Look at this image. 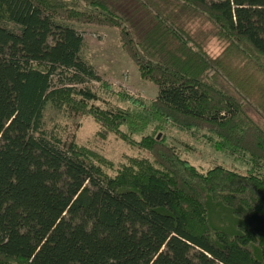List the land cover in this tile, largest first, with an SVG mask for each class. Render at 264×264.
Wrapping results in <instances>:
<instances>
[{
    "label": "trees",
    "instance_id": "1",
    "mask_svg": "<svg viewBox=\"0 0 264 264\" xmlns=\"http://www.w3.org/2000/svg\"><path fill=\"white\" fill-rule=\"evenodd\" d=\"M73 21L119 28L158 90L148 114L86 112L135 132L206 125L250 169L199 172L157 136L143 148L158 167L109 175L48 136V104L86 113L102 83ZM206 21L217 58L195 33ZM263 168L264 0H0V264H264Z\"/></svg>",
    "mask_w": 264,
    "mask_h": 264
},
{
    "label": "rangeland",
    "instance_id": "2",
    "mask_svg": "<svg viewBox=\"0 0 264 264\" xmlns=\"http://www.w3.org/2000/svg\"><path fill=\"white\" fill-rule=\"evenodd\" d=\"M67 24L83 37L81 56L102 79V83L86 84L97 98L88 102V107L82 108L83 111L86 112L93 106L99 109V116L105 109L131 114L150 113L157 96V86L142 78L138 67L124 47L120 29L89 22L73 21ZM212 27L206 21L201 30L195 33L199 38L206 40L207 54L217 58L223 51V42L207 34L212 31ZM201 31H204L203 35L200 34ZM43 129L48 136L61 140L72 138L82 151L97 161L102 158L103 168L109 175H115L116 171L129 165L130 160H147L158 167L153 153L143 148L145 138L157 136L163 138L164 144L173 148L181 159L188 161L199 172L205 173L216 165L242 173L250 169L241 157L235 160L217 150L213 144L217 137L206 125L180 129L168 123L161 129H155L153 124H150L142 131L135 132L125 123L109 124L105 120L100 121L93 113L77 114L69 108L58 109L48 104L43 113ZM261 172L264 173V168Z\"/></svg>",
    "mask_w": 264,
    "mask_h": 264
}]
</instances>
